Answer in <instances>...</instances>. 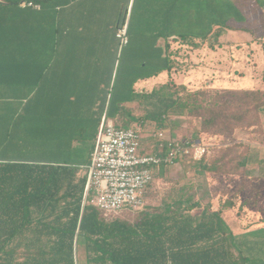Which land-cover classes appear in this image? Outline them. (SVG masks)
Masks as SVG:
<instances>
[{
	"label": "crops",
	"instance_id": "1",
	"mask_svg": "<svg viewBox=\"0 0 264 264\" xmlns=\"http://www.w3.org/2000/svg\"><path fill=\"white\" fill-rule=\"evenodd\" d=\"M23 1L0 0V83L14 87L15 97L10 100L30 96L32 105L30 110L17 111L18 118L28 119L17 123L16 130L5 138L0 162L57 161L87 170L103 117L116 122L119 103L126 101L132 106L135 101V97L114 100L121 81L135 92L143 84H187L190 77L180 74L184 56L190 54L196 62L204 52L207 69L214 76L219 65L210 54L236 43L233 36L253 45L264 23L260 17L264 0H34L40 8L23 6ZM121 22L127 23L130 38L123 47L117 36ZM219 27L221 44L211 48L210 39ZM144 29L152 32L144 35ZM144 37L145 44L151 40L146 45L148 53H157L159 59L144 56L143 63L134 64ZM155 61L158 64L151 66ZM148 66L152 67L150 73L136 74L132 81L126 80L129 73L121 75L123 69L128 72ZM41 124L48 128L39 129ZM61 125L65 127L59 128ZM25 135L31 148L40 149L45 158L12 156L24 150ZM50 154L60 160L46 158ZM243 203L244 199L240 206ZM208 204L214 210L221 205L220 199L202 203ZM247 206L245 209L251 211ZM235 207L229 206L222 213L234 233L264 228V210L252 211L256 217L253 223L246 214L231 220ZM245 261L247 264V257Z\"/></svg>",
	"mask_w": 264,
	"mask_h": 264
},
{
	"label": "trees",
	"instance_id": "2",
	"mask_svg": "<svg viewBox=\"0 0 264 264\" xmlns=\"http://www.w3.org/2000/svg\"><path fill=\"white\" fill-rule=\"evenodd\" d=\"M222 27L210 39L211 48L221 44ZM174 84L142 93L141 97L155 107L142 122L132 116L137 123L134 125L150 121L155 124L152 131H166L171 129L168 117L172 110L196 114L204 108L197 99L206 95L204 91H190L183 97ZM180 88L188 90L186 85ZM131 91V97L136 98L138 92ZM227 95L236 97L238 93ZM243 95L259 97L255 90H246ZM232 99L218 95L217 101L207 107L210 113L201 114L204 131L214 126L231 130L232 123L241 120V113L231 111ZM124 102L119 103L120 116L115 119L118 127H128L123 119L129 117L131 106ZM211 159L209 155L195 163H207L204 169L221 172L219 160L208 163ZM187 160L179 159L177 165ZM172 167L164 166L158 176ZM87 178L86 169L67 162H0V264H79L80 252L87 264H245L234 232L222 214L235 204L232 200L214 210L212 204L203 206L187 187H181L160 207L130 222L108 218L92 204L83 205ZM196 208L200 211L194 212Z\"/></svg>",
	"mask_w": 264,
	"mask_h": 264
},
{
	"label": "rangeland",
	"instance_id": "3",
	"mask_svg": "<svg viewBox=\"0 0 264 264\" xmlns=\"http://www.w3.org/2000/svg\"><path fill=\"white\" fill-rule=\"evenodd\" d=\"M260 17L263 19L264 14ZM150 32H152L150 29L142 30L144 35H148ZM137 34L136 31L135 36ZM257 34H260V38L257 37V39L252 40L253 45L243 41L240 37L233 36L232 41L236 40V43L228 45L229 48L215 49L216 53L210 54L215 56L216 64L219 65L216 68L217 70L213 72L214 76H211L212 72L207 69V62L209 61L206 52L201 53L200 61L196 62L191 59L190 54L186 53L184 62L181 64L180 74L186 75L184 76L185 79L190 77V80H187V84H174L175 86L178 85L180 95L183 97L187 96L190 91H204L206 95L197 97L204 108L196 114L184 112L181 109L172 110L168 117V125L171 129L166 130L167 134L178 141L203 139L204 142L211 145L212 149V159L208 163L218 159L221 172L214 173L204 169L203 165H208L207 163L200 166L199 163L188 159L166 170L157 178L152 185L149 204L145 211H126L114 218L134 222L143 213L152 212L153 209L160 207L165 199L176 195L181 187H187L188 191L195 194L196 200L201 199L204 205L211 203L213 199H220L221 204L228 199L230 201L233 199L236 207L230 219L234 221L238 218L242 219L246 214L253 223L256 222L255 214L252 211L264 210V24ZM150 41V39L146 40L145 44L144 37L143 42L140 44L141 48L138 50L137 47L132 63H143L144 56L146 58L152 57L154 60L159 59L157 53H148L150 48L146 45ZM122 60H124V57H122ZM157 64V61H155L151 66ZM245 66L248 68H245ZM219 67L222 69L220 70ZM151 71L152 67L150 66L136 71L130 69L128 72L123 69L121 75L129 73L126 80L132 81L134 75L148 74ZM125 82L121 81L120 93L115 94L114 100L119 99L120 101L131 97V86ZM181 85H186L188 90L180 88ZM153 86L154 88L158 87L153 84L137 86L138 95L130 108V115L123 119V123H128V127L137 124L131 119L132 116L138 117L139 122H142L145 115L154 109V105L141 97L142 93L151 92ZM175 86H172L174 92L176 90ZM246 90L257 91L259 97H244L243 93ZM227 92H237L238 96L232 97L227 95ZM15 93L13 86L6 87L3 83H0V146H4L5 138L10 137L14 129L16 130L17 123L20 121L21 123L26 122L28 119L18 118L17 111L21 108L25 111L31 109V97L25 96L20 100H10L11 97H15ZM218 95H221L225 100L233 98L230 103L231 111L234 110L235 114L241 113L243 117L240 121L232 123L231 130H224L222 126H214L210 131H204V119L201 114L210 113L207 107L212 106L214 101H217ZM154 125L150 121H146L144 125L138 124L143 128V133L145 131L142 138V149L145 151H150L152 139L149 134L155 132L152 131ZM64 127L59 126V128ZM72 127L73 125L69 126V128ZM40 128L48 127L41 124L39 125ZM27 137L25 135L23 138L25 141H23L24 150L18 151V155L13 154L12 156L45 158L40 149L31 148L32 143ZM30 139L32 140V138ZM46 158L60 160L53 154L48 155ZM243 199L245 203L240 206ZM246 203L251 211L245 209ZM199 211L200 209L196 208L194 212ZM234 235L237 249L247 257V264H264V228H255L243 231L239 235L234 233ZM78 259L79 264H87L85 256L81 252Z\"/></svg>",
	"mask_w": 264,
	"mask_h": 264
},
{
	"label": "built area",
	"instance_id": "4",
	"mask_svg": "<svg viewBox=\"0 0 264 264\" xmlns=\"http://www.w3.org/2000/svg\"><path fill=\"white\" fill-rule=\"evenodd\" d=\"M21 5L41 7L34 0H24ZM117 36L121 47L129 43L127 23ZM143 136L141 126L118 127L103 117L87 167L84 206L92 204L108 218L126 211L142 212L149 203L148 191L164 166H175L179 159L202 161L212 153L211 145L196 139L175 140L162 128L149 134L152 145L145 151Z\"/></svg>",
	"mask_w": 264,
	"mask_h": 264
}]
</instances>
